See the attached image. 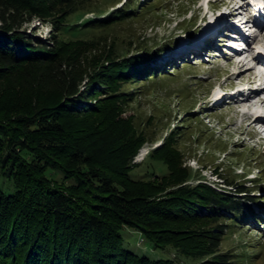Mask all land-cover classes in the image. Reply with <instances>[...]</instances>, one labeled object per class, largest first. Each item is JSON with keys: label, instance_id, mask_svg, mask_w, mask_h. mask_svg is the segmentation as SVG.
<instances>
[{"label": "trees", "instance_id": "1", "mask_svg": "<svg viewBox=\"0 0 264 264\" xmlns=\"http://www.w3.org/2000/svg\"><path fill=\"white\" fill-rule=\"evenodd\" d=\"M86 1L0 0V172L12 182L0 188V264H247L248 253L221 244L257 197L190 183L169 135L149 153L169 172L132 175L147 138L122 117L123 88L166 73L157 66L163 48L108 58L82 89L84 60L68 57L62 35L138 13L123 3L73 18ZM36 17L52 23L53 39L23 30ZM96 83L105 90L88 104ZM135 233L167 257L139 249L127 239Z\"/></svg>", "mask_w": 264, "mask_h": 264}, {"label": "rangeland", "instance_id": "2", "mask_svg": "<svg viewBox=\"0 0 264 264\" xmlns=\"http://www.w3.org/2000/svg\"><path fill=\"white\" fill-rule=\"evenodd\" d=\"M208 1L87 0L83 8L72 13L73 18L82 13L86 18L92 17L101 11L107 15L121 8L123 3H135L138 13L107 27L63 34L61 39L70 59L79 55L84 60V90L89 76L108 58L163 48L157 66L166 73L155 79L126 84L123 88L127 99L122 101V117H132L138 131L147 138L135 158L134 162L140 164L132 175L150 180L154 174H167L168 165L150 159L149 153L168 135L172 137V144L182 154L183 166L193 173L190 183L204 178L233 194L257 197L255 202H249L253 211L248 212L245 222L239 227L227 225L229 229L221 249L228 253H248L247 264H264V132L259 131L258 124H251L252 109L239 108L241 101L219 105L210 102V93L214 95L221 87L237 83L240 71L249 76L253 70L248 71L230 60L227 48L219 44L226 33L219 30L218 20H224L226 26L230 22L227 17L219 19L218 11L220 8L227 11V8L222 2ZM23 30L35 39H53V25L49 20L36 17L26 22ZM209 35L215 39L213 48L219 50L215 56L200 53L199 43ZM261 37L257 39V49H252L254 55L259 53L258 57L264 58V43H259ZM104 88L96 83L88 95V104H95L100 98L96 93ZM259 107V111L264 112V103ZM232 182L234 184L229 185ZM10 183L0 172V188L9 189ZM240 183L249 185V192H237ZM127 239L136 245L139 240V249L152 256L167 257L163 250H152V245L138 233Z\"/></svg>", "mask_w": 264, "mask_h": 264}, {"label": "bare ground", "instance_id": "3", "mask_svg": "<svg viewBox=\"0 0 264 264\" xmlns=\"http://www.w3.org/2000/svg\"><path fill=\"white\" fill-rule=\"evenodd\" d=\"M259 50L262 51V49H259ZM215 51H217V50H215ZM216 53L217 52H211V54H214V55ZM262 53H263V51H262ZM232 59L235 60V62H238L237 59H235V58H232ZM237 75H238L239 81H240V79L243 80V79H246V78H250V79L253 78L252 76H250V77L246 76L244 74V72H242V71H240ZM260 97H261L260 95L259 96L256 95V92H251V94H249L244 100L241 101V104L239 106H243L244 108H247V110L252 109L251 110V113H257V111L260 108L259 106L260 105L262 106L263 103H264V98H260ZM257 116L258 117H256V119H254L251 124H258V123H260V124H263L264 125V116L262 117L261 114H258Z\"/></svg>", "mask_w": 264, "mask_h": 264}]
</instances>
